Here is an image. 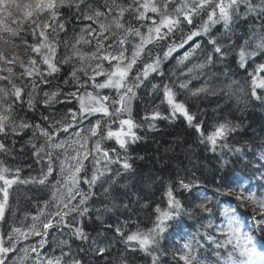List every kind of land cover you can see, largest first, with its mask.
I'll use <instances>...</instances> for the list:
<instances>
[{
    "label": "snow or ice",
    "instance_id": "6c2138e0",
    "mask_svg": "<svg viewBox=\"0 0 264 264\" xmlns=\"http://www.w3.org/2000/svg\"><path fill=\"white\" fill-rule=\"evenodd\" d=\"M63 7L75 8L77 21L87 22L76 34L74 43L69 45L64 41L67 51L63 60L56 62V51L59 41L56 36L60 32H66V22L59 19V9ZM243 8V12L241 9ZM47 13L48 21H39L41 14ZM127 17L130 19H126ZM252 14L259 21V31L254 30L252 35L244 34L243 43L239 47V65L244 67L250 56L257 55L255 50L247 51L246 47L255 43V49L264 53V0H130L124 4L118 0H103L102 4L93 5L88 0H0V41L4 45L14 43L21 37L22 31H28L37 42L29 43L24 40L26 49H30L36 56H30L27 63L17 55L11 58L0 51V154L12 156L16 140L11 144L9 137H23L30 130L28 144L31 145L33 155L37 163H44L38 177L21 179L19 168H10L0 160V222L5 221V210L8 206L9 189L17 184H39L51 187V198L45 201L38 215L32 216V223L28 230L13 227L7 233L9 241L5 246L4 234L0 233V264H6L7 255L14 252L17 242L27 239L29 235L46 237L50 229L55 227L68 228L71 236L81 242L91 239L88 249L81 248V252L90 251L94 256L104 260L114 246L110 240L102 243L98 239L90 238L81 222H75V216L69 221V216L76 214L84 217L89 213L86 206L94 193L91 189L99 181L101 186L107 183L109 187L103 189L107 194L115 180L109 177L112 173L111 165L118 164L120 169L127 172L132 169L129 157L123 158L117 153H110L116 149H105L102 141L114 140L119 149L125 153L131 144H135L142 137L137 129H142L146 124L149 130L156 127L158 119L174 120L178 116L183 117L187 124L194 128L200 136V142L208 147V150L216 152L217 148L235 153H242L240 147L231 148L227 143L229 135L237 130L239 125H233L230 121L218 123L210 133H205L203 121L197 119L183 100L178 99V91L186 90L191 97H198L202 93L210 91L205 85L190 89V79L171 83L151 84L149 77L152 74L165 75L163 62L173 57L174 53L186 49L182 55L176 57L177 65L187 67L186 62L203 55V61L187 68V74L195 70L203 72L214 68L218 63L224 62L235 45L231 39L234 36V25L241 18L247 19ZM135 20L139 27L133 25ZM15 24L16 27H12ZM222 26L223 32L217 28ZM188 30L185 32L184 29ZM51 29V35L48 30ZM146 29V31H142ZM214 29L216 30L214 32ZM176 31L182 33L179 41L172 40L167 45L162 56L153 54L149 45H158L160 41L167 40ZM138 38V42H137ZM130 46V47H129ZM187 46V48H186ZM91 48V51L85 50ZM130 51V55H128ZM39 58V59H37ZM93 61L96 63L93 65ZM107 62L109 68L104 67ZM138 62L143 64L135 75H131ZM62 64H71V71L63 80L64 86L75 85V91H64L60 84L53 85L45 90L52 81L48 77L55 78L54 74L61 72ZM16 65L22 69L17 74L14 71ZM43 65L44 67H41ZM257 73L264 72V63L257 65ZM87 79H81V75ZM175 75V73H170ZM180 75H186L181 72ZM215 75V73H213ZM98 77H103L98 80ZM19 81V83L17 82ZM151 84V90L160 95V103L166 104L168 115H164L159 108L146 112L142 117L143 123H138L132 115V101L136 98V89ZM93 91H87V86ZM230 88L231 85H228ZM264 89V78L252 75L251 97L264 103V93L257 94V89ZM81 89H85L81 92ZM112 89L117 98L101 94L98 90ZM37 102L36 97L41 95ZM25 96L27 100L25 101ZM75 99L78 109H69L68 113L59 120L54 116L41 113L40 120L32 122L24 117L19 121L14 119L16 109H23L25 103L30 111L35 112L38 104L45 109L53 108L56 104L70 103ZM99 116L94 123L89 121L85 129L80 127L67 138H61L70 129H77L78 125L91 116ZM106 118V119H105ZM115 125V127H113ZM73 136L75 139H73ZM42 139L43 143L37 145L34 140ZM89 142L92 147L89 148ZM23 151V148H21ZM61 156L63 158L61 159ZM92 158L93 171L89 178L85 169V161ZM264 159V153L261 154ZM57 161H59L57 165ZM227 160L221 165L226 166ZM120 170L115 175L120 176ZM52 178L51 181L49 178ZM104 178V179H102ZM264 179V174H262ZM81 183L89 186L85 192ZM179 187L174 190L169 183L164 192L167 207L156 206L154 224L147 230L137 227L127 231V222L124 227L119 224L114 227L115 236L126 246V250L140 251L150 256L151 264H161L160 241L167 231L169 221L179 217L185 211L181 201L175 195V191H191L193 183H185L180 180ZM256 186L240 176H226L221 178L220 185L216 188L215 203L220 205L221 215L224 220L216 225L220 239L210 234L207 229L213 228L211 218L201 226L205 229L204 237L210 251L216 261H204L200 258L199 249L205 245L195 235L189 236L182 248L176 254L182 264H264V184L259 186V192L254 190ZM225 198L224 200L219 199ZM205 203L197 207L200 212L213 214L209 204L213 198L204 196ZM236 207H232V202ZM75 202V203H74ZM227 205V206H225ZM53 207L55 211L45 213V208ZM125 208L127 204L123 205ZM251 207V218L256 219V230L244 229L248 227L247 221H241L239 208ZM99 211V210H97ZM191 215V212H189ZM248 214L245 213V216ZM99 218V217H98ZM112 228V225H107ZM99 235V234H98ZM45 239L39 241V247L45 244ZM61 244L67 245L69 252L61 256H46L41 258L37 247H32L31 252L36 253L35 264H85L79 257H73L65 262L64 256L71 255V244L63 240ZM214 245V250L211 246ZM25 250V254L27 255ZM119 264H127L121 259Z\"/></svg>",
    "mask_w": 264,
    "mask_h": 264
},
{
    "label": "trees",
    "instance_id": "16d2710c",
    "mask_svg": "<svg viewBox=\"0 0 264 264\" xmlns=\"http://www.w3.org/2000/svg\"><path fill=\"white\" fill-rule=\"evenodd\" d=\"M21 2H27L21 0ZM90 4L99 5L103 0H88ZM118 2L127 4L130 0H118ZM259 2V0H257ZM243 12V8L241 9ZM59 19L66 22V32H60L56 39L59 41L56 51V62L63 60L67 48L64 41H68L69 45L75 42L76 34L80 32L84 23L77 21L76 9L63 7L59 9ZM126 19H130L127 17ZM39 21H48L47 13H43L38 18ZM134 26L139 27V24L133 19L131 20ZM16 27L15 24H11ZM220 32H223L222 26H217ZM235 35L231 39L235 41L233 50L229 52L227 59L218 63L214 68L206 69L203 72L195 70L191 74H187V68L193 64L203 61V55L199 58H193L186 62L187 67L177 65L176 57L182 55L186 49H181L174 53L173 57L163 62L162 68L165 73L163 77L158 74H152L149 79L151 84L171 83L176 81L177 77L180 80L190 79L189 88L195 89L205 85L207 82L210 91L200 94L198 97H191L186 90L178 91V99L187 103L190 111L194 113L198 120L203 121V129L205 133H210L213 128L221 122L230 121L233 125H239L237 130L229 135L227 143L231 148L240 147L242 153L229 151L227 148H217L216 152L208 150L205 144L200 142V136L194 128L190 127L183 117L178 116L174 120L158 119L155 121L156 127L154 130H149L145 124L142 129H137L138 134L142 137L135 144H131L128 152L125 153L119 149L114 140L102 141V147L105 149H116V152L110 153L115 156L117 153L123 158L125 155L129 157V163L132 165L130 171H123L120 165H111L112 173L109 177L115 180L112 184L109 193L105 194L103 189L109 187L107 183L101 186L98 181L91 189L94 195L87 202L89 213L84 217H79L76 214L69 216V221H72L75 216V222H81L85 226V231L90 234V238H95L102 243L112 241L114 246L111 252L106 255L104 260L94 256L90 251L81 252L80 249H88L91 239L88 242H81L71 236L68 228L55 227L50 229L45 241L55 244L59 248L60 255L69 250L67 245L61 244L63 240H68L71 244V255L64 256L66 261L73 257H79L84 260L85 264H119L123 259L127 264H151L150 256L145 255L140 251L126 250V246L120 242V239L115 236L114 227L120 225L124 227V222H127V231L135 230L139 227L142 230L151 228L155 221V207L158 205L162 209L167 207V200L164 192L169 183L172 184L174 190L179 187V181L185 183H193L191 191L179 190L175 191V195L181 201L185 211L172 221H169V227L163 234V239L160 241V261L161 264H182L176 258V254L182 248L183 243L189 236L198 233L201 244L205 245L199 249L200 258L204 261H216L217 258L208 251L209 246L206 244L204 232L205 229L201 226L206 224L211 218L214 222L213 228L207 231L214 237L217 236L216 225L221 224L224 220L221 215L220 205L215 203L216 188L221 183V178L226 176L244 177L246 181H250L256 186L254 181V173L252 172V163L256 157H261L264 153V103L255 100L251 97V82L252 75L257 78H264V72L257 73V65L264 63V53L255 49V43L246 47L247 51L255 50L257 55L247 58L244 67L239 65V47L243 43L244 34L251 36L254 30L259 31V21L252 14L247 19L241 17L234 25ZM188 29L185 28L186 32ZM146 31V29H142ZM216 30L214 29V32ZM48 33H52L49 29ZM182 33L176 31L174 35L167 40L160 41L158 45H149L152 53L162 56L167 45L172 40L179 41ZM24 40L29 43L37 42L28 31H22L21 37L15 39L14 43L4 45L0 41V51L10 58L12 55H17L27 63L30 56L35 57L30 49H26ZM138 42V38H137ZM130 47V46H129ZM187 48V46H186ZM85 50L91 51V48ZM130 55V51L128 53ZM39 59V58H37ZM93 65L96 63L92 62ZM41 67H44L41 65ZM71 64H62L61 72L54 74L55 78L48 77L52 84L45 90L52 88L53 85L60 84L64 91H75V85L64 86L63 80L67 78L71 71ZM104 67L109 68L107 62H104ZM143 64L138 62L136 68L133 69L131 75H135L138 68H142ZM14 71L19 74L22 69L16 65ZM175 75H170V73ZM181 72L186 75H180ZM215 73V75H213ZM82 81L87 79L81 73ZM103 77H98L102 80ZM19 83V81H17ZM147 85L136 89V98L132 101V115L138 123H143L142 117L146 112H151L154 108H159V111L165 116L168 115L169 109L166 104L160 103V95L152 92L151 84L147 81ZM228 85H231L229 88ZM85 89H81L83 92ZM87 91H93L91 86H87ZM103 95H108L112 98H117V94L112 89L98 90ZM264 93V89H257V94ZM41 95L36 97L37 102L41 99ZM27 96H25V101ZM79 104L75 99L70 103L56 104L53 108L45 109L38 104L35 112L28 110L27 104L23 109L17 108L14 114V119L19 121L21 117L32 121L41 122V113L44 115L54 116L60 119L68 113L69 109H78ZM100 118L98 115L93 118L86 119L82 125H78L77 129H70L69 133L78 130L80 127L87 128L89 121L92 123ZM106 119V118H105ZM115 127V125H113ZM64 133L61 138L65 139ZM32 133L29 130L23 137H9L7 141L11 144L12 140H16L15 149L12 156L0 154V160H3L5 165L10 168L21 169V179L29 177H38L41 169L45 167L44 163H37V158L33 155L31 145L28 144L29 137ZM67 139V138H66ZM37 145L43 143L42 139L34 140ZM92 147L91 142L88 145ZM23 148V151H21ZM227 160L226 166L221 167L224 161ZM85 169L90 178L93 171V161L89 157L85 161ZM120 170V176H116L115 172ZM51 181V177L49 178ZM104 179V178H102ZM83 191L88 192L89 186L86 183H81ZM256 188V187H255ZM213 198V202L209 204L212 207L213 214L200 212L197 207L200 203H205L203 197ZM51 198V187L42 186L39 184H17L13 185L9 190L8 206L5 211V221L1 222L2 233H8L13 227L25 228L32 223V216L38 215L40 210L44 208L45 201ZM224 200L225 198L220 197ZM75 203V202H74ZM127 204L125 208L123 205ZM227 206V205H225ZM232 207L234 204L232 202ZM99 210V211H97ZM191 212V215H189ZM240 218L243 216L239 211ZM99 217V218H98ZM112 225V228L107 227ZM99 234V235H98ZM196 236V235H195ZM197 238V237H196ZM214 250V247L211 246ZM58 251V250H57ZM222 264V262H221Z\"/></svg>",
    "mask_w": 264,
    "mask_h": 264
},
{
    "label": "rangeland",
    "instance_id": "374dc122",
    "mask_svg": "<svg viewBox=\"0 0 264 264\" xmlns=\"http://www.w3.org/2000/svg\"><path fill=\"white\" fill-rule=\"evenodd\" d=\"M28 2V0H26ZM95 116H91L89 118H93ZM73 132V131H72ZM72 132H70L69 134L65 135V139L68 138ZM73 139H75V137L73 136ZM262 143L264 144V140L262 141ZM63 158V156H61V159ZM57 165L59 163V161L56 162ZM252 172L254 173V181L256 184V188H254V190H256L257 192H259V186L261 184H264V179H262V174H264V159H261V157H256V160L253 161L252 163ZM11 189V188H10ZM9 189V190H10ZM0 198H2V193H0ZM234 207H236V202L233 201ZM45 213L49 212V211H55V209L51 206H49L48 208H45ZM6 211V210H5ZM239 211L241 213V216H243V220L241 219L242 222H244L245 220L247 221V225L248 227L245 228V231H248L249 229H253L256 230V233L258 234V227H257V221L256 219L251 218V207L245 209L243 207L239 208ZM245 213H247L248 215L245 216ZM1 225L2 223L0 222V233H2L1 230ZM29 225L25 228H23L22 230H28ZM197 239H199L198 233L195 234ZM45 239L46 237H41V236H35V235H29L27 239L21 238L18 242H17V247L16 250L14 252H11L7 255L6 258V264H35V257H36V253L31 252V248L32 247H37L38 251L40 253L41 258L46 257V256H61L59 252V248L55 247V244H51L49 245L48 242H45L44 246L42 248L39 247V241L41 239ZM216 238L220 239L222 237L219 236V233H217ZM4 239H5V246H8L9 241L7 239V233L4 234ZM212 247H214V245H212ZM25 250L27 251V255L25 254ZM58 250V251H57ZM65 252H69V250H65ZM68 261V260H67ZM65 259V262H67ZM70 261V259H69Z\"/></svg>",
    "mask_w": 264,
    "mask_h": 264
}]
</instances>
